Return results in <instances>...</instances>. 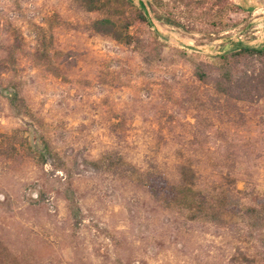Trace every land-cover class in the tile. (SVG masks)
<instances>
[{
  "label": "rangeland",
  "instance_id": "rangeland-1",
  "mask_svg": "<svg viewBox=\"0 0 264 264\" xmlns=\"http://www.w3.org/2000/svg\"><path fill=\"white\" fill-rule=\"evenodd\" d=\"M105 1L0 0V133L46 158L0 155V264H264V219L246 211L264 196V95L215 89L220 55L264 45V0L222 15L214 0ZM123 11L134 44L90 30ZM180 163L221 195L222 222L144 184L151 168L176 183Z\"/></svg>",
  "mask_w": 264,
  "mask_h": 264
},
{
  "label": "trees",
  "instance_id": "trees-1",
  "mask_svg": "<svg viewBox=\"0 0 264 264\" xmlns=\"http://www.w3.org/2000/svg\"><path fill=\"white\" fill-rule=\"evenodd\" d=\"M83 8L88 11H99L106 6L105 0H77ZM119 3H128L127 0H117ZM213 4H218L221 7L220 15L223 8L228 6L232 10V3L229 0H214ZM135 17L148 22V17L143 8H138L133 11ZM122 19L115 20L111 16H104L91 21L89 28L95 33L112 38L125 45H132L137 38L130 33V22L126 19V12H122ZM169 23H175L170 15L166 18ZM20 45L14 44L9 51L11 57L14 56V49ZM45 55L47 53H44ZM255 61L259 64L258 68L241 71L243 63ZM217 64L220 71V76L215 83V89L218 93L224 95H234L242 101H253L256 97L264 95V45L259 47L242 46L229 53L220 55L217 59ZM3 65L0 61V71ZM196 76L205 83L208 81V75L202 67L196 69ZM45 148L53 157L57 167H63L59 153L54 150L47 141ZM22 152H26L33 157L40 165L46 163V158L43 152H37L24 137L19 129L12 133H0V155L13 157ZM131 169V165H128ZM179 180L176 183H171L161 172L156 168H151L142 174L144 184L149 188L152 194L167 203L172 207L178 204L180 208H186L191 213L192 220H209L213 222H222L224 213L221 211L223 200L221 195L209 187L199 186L198 175L194 167L188 163H180ZM254 204L248 205L247 212L251 217L264 219V196L254 195L252 197ZM221 208V209H220ZM224 208V207H223ZM220 209V210H219ZM247 260H249L247 258Z\"/></svg>",
  "mask_w": 264,
  "mask_h": 264
}]
</instances>
